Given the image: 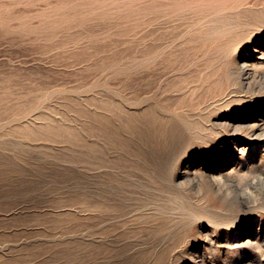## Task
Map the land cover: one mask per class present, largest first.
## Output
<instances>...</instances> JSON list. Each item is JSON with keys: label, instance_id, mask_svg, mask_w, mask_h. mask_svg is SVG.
I'll list each match as a JSON object with an SVG mask.
<instances>
[{"label": "rangeland", "instance_id": "1", "mask_svg": "<svg viewBox=\"0 0 264 264\" xmlns=\"http://www.w3.org/2000/svg\"><path fill=\"white\" fill-rule=\"evenodd\" d=\"M258 114L264 0H0V264H263Z\"/></svg>", "mask_w": 264, "mask_h": 264}, {"label": "bare ground", "instance_id": "2", "mask_svg": "<svg viewBox=\"0 0 264 264\" xmlns=\"http://www.w3.org/2000/svg\"><path fill=\"white\" fill-rule=\"evenodd\" d=\"M238 49V48H237ZM237 60V59H236ZM239 62V61H238ZM243 66H242V70L243 71H247V70H249L248 69V67H249V62L247 61V60H243ZM254 66V65H253ZM225 67V66H224ZM239 68V67H238ZM251 68V67H250ZM228 69V68H227ZM237 69V68H236ZM231 71V70H230ZM234 72V71H233ZM250 72V71H249ZM235 73V72H234ZM231 74V73H230ZM233 74V73H232ZM247 74H249V73H247ZM259 79V78H258ZM258 85V84H257ZM261 121H262V118H261V116H260V114H258L255 118H254V121L252 122V124H250V128H249V130H248V132H249V136L250 137H253L255 140L256 139H258L261 135H262V133L264 132V122L263 123H261ZM248 122V121H247ZM247 125V124H246ZM246 130V131H247ZM239 132V131H238ZM233 133H234V131H233ZM236 133V132H235ZM248 136V135H247ZM211 181H212V179H210ZM214 180V179H213ZM215 183V182H214ZM207 184H208V181H207ZM198 185V184H197ZM212 185V184H211ZM202 186V185H201ZM206 186V185H205ZM209 189V188H208ZM245 205V204H244ZM252 208V207H251ZM261 208V207H260ZM262 209V208H261ZM234 226V225H233ZM256 234H258V235H260V233L258 232V233H255V230L254 231H247L246 233H243L242 234V237H246L247 239H248V237H250L247 241H246V238L244 239L245 241H244V244L245 245H250V246H252V247H256L257 248V250L260 252V253H262V255H264V244L259 240V238L255 241V242H253V239L254 238H256ZM208 239V238H207ZM209 242H211V241H209ZM210 244V243H209ZM233 246V245H232ZM238 247V246H237ZM234 248H236V247H234ZM243 248V247H242ZM205 250H206V248H205ZM235 250V249H234ZM236 251V250H235ZM234 251V252H235ZM204 261V260H203ZM205 262V261H204ZM206 263V262H205ZM204 264V263H203ZM264 264V263H263Z\"/></svg>", "mask_w": 264, "mask_h": 264}]
</instances>
